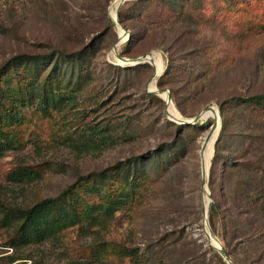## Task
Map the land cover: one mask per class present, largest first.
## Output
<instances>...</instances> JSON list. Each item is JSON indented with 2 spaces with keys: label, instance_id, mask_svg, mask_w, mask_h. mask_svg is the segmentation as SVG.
<instances>
[{
  "label": "rangeland",
  "instance_id": "rangeland-1",
  "mask_svg": "<svg viewBox=\"0 0 264 264\" xmlns=\"http://www.w3.org/2000/svg\"><path fill=\"white\" fill-rule=\"evenodd\" d=\"M118 1L0 0V67L28 54L36 63L30 60L19 70L41 81L56 67L60 87L49 94L60 99L56 107L44 112L37 92L24 109V148L0 146V202L31 206L58 195L79 175L120 161L125 172L130 167L147 173L134 184L135 190L102 184L104 195L115 193L113 200L121 192L129 194L128 204L121 205L106 226L92 231L75 227L59 239L11 249V230L0 225V264L82 263L101 240L135 249L146 264H220L206 223L236 264H264V256L253 263L264 249L263 236L248 244L218 218L213 222L209 207L205 209L206 201L212 204L213 194L219 193L220 169L230 159L264 166V110L232 99L264 92V0H193L183 12L167 8L146 23L135 16L137 0H120L121 7ZM117 13L128 32L119 55L132 60L158 55L164 65L160 75L154 76L157 70L149 61L121 63L113 54L123 28L114 19ZM133 32L139 36L127 48ZM151 82L170 91L174 108L185 120L208 108L217 116L219 111L220 129L206 174L215 134L211 127L218 119L181 123L162 96L148 91ZM223 114L227 128L211 184ZM132 157H139L138 166L130 165ZM17 166L32 167L42 176L11 183L8 174ZM228 181H233L231 175ZM246 181L251 196L264 189L260 171ZM102 255L108 264H119L110 248ZM11 256L18 260L10 263Z\"/></svg>",
  "mask_w": 264,
  "mask_h": 264
},
{
  "label": "trees",
  "instance_id": "trees-1",
  "mask_svg": "<svg viewBox=\"0 0 264 264\" xmlns=\"http://www.w3.org/2000/svg\"><path fill=\"white\" fill-rule=\"evenodd\" d=\"M192 1L137 0L139 9L136 10L135 16L140 22L146 23L152 18H160L159 16L167 8L183 12L189 8ZM242 3L247 6L245 1ZM210 4L212 5L211 2ZM241 14L245 18L249 16L244 11ZM121 21L125 22L122 18ZM136 36H139L136 35V32L131 33L127 48H130V44ZM34 58L28 54L16 55L0 67V146L3 149L20 150L27 145L28 140L24 137L21 124L26 121L24 109L33 104L37 92L40 96L38 102L44 112L46 108L56 107L60 100H53L49 96L54 92V88H60L56 67L46 77L41 78V81H37V77L32 80L26 73L19 70L23 64L26 65L30 60L36 63L37 60ZM40 58L47 59L50 56H41ZM14 75L17 76V79L11 81ZM55 82L58 84L54 85ZM232 99L264 110V92L249 96H234ZM221 108L223 111V107ZM227 122V117L223 114L221 135L216 143L217 148L212 160L211 184L220 154L219 142L227 128ZM230 160L229 164H224L220 169V190L218 194H213V202L210 206L211 218L213 222L218 218L226 228H233L234 235L239 236L248 244H253V237H264V223L261 222L264 218H257L258 215L264 213V189H260V193L251 196L252 191L249 189L246 179L254 171L264 173V166L255 160L242 159L239 162L234 159ZM130 163H133L130 164L131 166H138L139 157H132ZM126 169L125 172L124 164L120 161L101 171L79 175L58 195L41 199L31 206L22 207L0 202V225L11 230L8 246L11 249H19L42 244L50 239H59L67 230L75 227L81 232H87L97 226H106L115 217L119 207L125 203L128 204L126 198H129V194L125 195L121 192L116 194L117 196L113 200L115 193L107 192L104 195L102 184L117 183L123 187L122 191H125L126 188L135 190L134 184H137V181L139 182L147 174L143 169L140 171H136V169L135 172H132L130 167ZM230 175L233 177V181L226 183ZM41 176V173L32 167L17 166L9 172L7 178L11 183L22 184L35 181ZM250 214L252 218L249 217ZM262 244H264V238ZM108 248L111 249L119 264H146V259L135 249L103 240L91 246L87 259L82 263L71 261L69 264H108L109 260L102 255ZM224 248L229 255L232 254L227 246ZM216 256L220 264H228L219 252H216ZM263 256L264 249L253 263L261 261ZM9 258L10 263L18 260L14 256ZM237 264L240 263L237 262Z\"/></svg>",
  "mask_w": 264,
  "mask_h": 264
},
{
  "label": "bare ground",
  "instance_id": "bare-ground-1",
  "mask_svg": "<svg viewBox=\"0 0 264 264\" xmlns=\"http://www.w3.org/2000/svg\"><path fill=\"white\" fill-rule=\"evenodd\" d=\"M122 2H123V0H121ZM118 3H119V6H120V0L118 1ZM121 26V25H120ZM124 32H125V30L123 29V28H121L120 27V33H119V35H120V40L118 41V43H117V47H116V49H114V51H113V54L117 57V49H118V47L120 46V45H122L124 42V38H123V35H124ZM125 35H126V37H127V34H126V32H125ZM127 39V38H126ZM150 58H151V60H152V63H153V65L155 66V68H156V76H158V75H160L161 73H162V71H163V67H164V65H163V60L158 56V55H154V56H152V54H150V56H149ZM121 61V60H120ZM121 63H122V61H121ZM155 85L153 84V82H151L150 83V85L148 86V89L149 90H153V91H156V93H158L160 96H162L166 101H167V104H168V106H169V108L175 113V115L177 116V118L178 119H183L182 118V116L179 114V112L174 108V106H173V103L171 102V101H169V99H168V92L167 91H163V90H160L157 86L156 87H154ZM169 109V113H170V115L172 116V117H174V115H173V113L171 112V110ZM207 110H213L212 108H208ZM207 110H203L202 111V114H201V119H209V118H214L215 120H217L218 119V116L215 114V113H213V112H211V111H207ZM213 111H215V110H213ZM216 112V111H215ZM217 113V112H216ZM218 127L219 126H217L216 128H215V130H214V132H213V134H214V142H213V146L212 145H210V147H209V150H208V154H207V156H208V158H209V164H207V166H206V169H205V174L209 171V167H210V164H211V159H212V157H213V154H214V149H215V142H216V139H217V136H218V134H217V132H216V130L218 129ZM208 162V161H207ZM202 164H203V169H204V162H203V160H202ZM207 197V196H206ZM209 199V198H208ZM206 200V199H205ZM208 202L206 201V205H205V209L207 210L208 209ZM206 226H207V231L209 230L208 228V224L206 223ZM211 241H212V244L213 245H215V246H219L220 244L218 243V241H216V239L213 237L212 239H210ZM212 245V246H213Z\"/></svg>",
  "mask_w": 264,
  "mask_h": 264
},
{
  "label": "water",
  "instance_id": "water-1",
  "mask_svg": "<svg viewBox=\"0 0 264 264\" xmlns=\"http://www.w3.org/2000/svg\"><path fill=\"white\" fill-rule=\"evenodd\" d=\"M125 1H126V0H123V3H124ZM121 6H122V5H120V7H121ZM119 10H120V9H119ZM118 12H119V11H118ZM114 19L116 20V22H117L119 25H121V26L123 27V29L125 30L126 34H128V32H127V30H126V27L122 24L121 20L119 19L118 13H117L116 17H114ZM116 47H117V44H116V46H115L114 49H116ZM116 55H117L118 59L121 60V61H123V62L128 61V62H134V63L138 64V63H140L141 60H146V61H149V62L152 63V60H151V58L149 57L150 54L145 55L144 57H140V58L135 59V60L123 58V57H121V56L119 55L118 52H117ZM154 76H156V74H155ZM148 91H149V92L156 93V91H153V90H148ZM163 91H167V92H168V96H169L168 99H169V101H172V97H171V93H170V91H169L168 89H164ZM209 106H212V105H209ZM168 114L170 115L169 112H168ZM201 114H202V112H201L200 114H198L197 116H195V118H194L193 120L180 119L179 121H180L181 123H183V124H185V123H196L197 121H199V120L201 119V117H202ZM170 116H171V115H170ZM171 117H172V116H171ZM219 118H220V115H219V111H218V120L212 125V127H211V133H212V131H213L217 126H219V129H220ZM211 133H210V134H211ZM216 140H217V139H216ZM214 151H215V149H214ZM208 205H209V209H210V205H211V203H209ZM206 233H207V235H208V237H209V240L213 238V236L211 235V233H209L208 231H206ZM213 246H214V247L219 251V253L224 257V259L227 261L228 264H236V263L233 261V259L231 258V256L229 255V253L227 252V250H226L221 244H220L218 247L215 246V245H213Z\"/></svg>",
  "mask_w": 264,
  "mask_h": 264
}]
</instances>
